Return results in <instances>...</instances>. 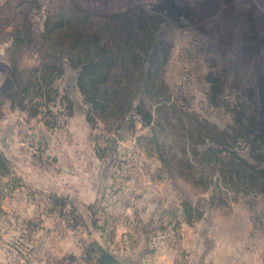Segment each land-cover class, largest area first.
I'll return each mask as SVG.
<instances>
[{
	"label": "rangeland",
	"instance_id": "obj_1",
	"mask_svg": "<svg viewBox=\"0 0 264 264\" xmlns=\"http://www.w3.org/2000/svg\"><path fill=\"white\" fill-rule=\"evenodd\" d=\"M22 1L0 8V264H264V0Z\"/></svg>",
	"mask_w": 264,
	"mask_h": 264
},
{
	"label": "trees",
	"instance_id": "obj_2",
	"mask_svg": "<svg viewBox=\"0 0 264 264\" xmlns=\"http://www.w3.org/2000/svg\"><path fill=\"white\" fill-rule=\"evenodd\" d=\"M29 3H30L29 1L23 0L20 5H23V7H24L23 9H28V6H30ZM94 82H97V80L96 81L92 80V81L89 82V84L91 86H93L94 89L95 88L98 89L97 88V84H95ZM106 89H108L110 92H114V91H116L114 89H117V88L115 86H113V84H110L109 83V84H107ZM113 98L114 97L110 96V98L108 97L107 100L113 99ZM107 103H105L101 99H97V100L92 99V105H93V107L96 108V106H97V109H99L100 111L101 110L102 111H105V108L107 106ZM143 117H144L143 118V123L144 124L149 123L150 118H151V115L149 114V112H144ZM155 134L156 133L153 132V136L151 138L152 141H153L152 144L153 145L155 144V146H156L155 149L157 150V152H160V148L161 147L158 144V139H157L158 137L156 138ZM158 155L161 158V160L163 162H165L164 155L163 154H160V153ZM181 207H182L181 210H182V212H183V214L185 216H188L189 218H191L193 216V214H194V208L192 207V205L190 203L183 202ZM97 264H117V256L115 254H113L111 251H109L106 246L104 247L103 245L97 243Z\"/></svg>",
	"mask_w": 264,
	"mask_h": 264
},
{
	"label": "crops",
	"instance_id": "obj_3",
	"mask_svg": "<svg viewBox=\"0 0 264 264\" xmlns=\"http://www.w3.org/2000/svg\"><path fill=\"white\" fill-rule=\"evenodd\" d=\"M11 0H0V8H6V7H8L9 5H7L6 6V4L8 3V2H10ZM12 3V2H11ZM10 3V4H11ZM21 5H19V6H17V8L16 9H18L19 7H20ZM80 128H81V132H83V126H80ZM74 129H75V126H74ZM77 133H78V131L77 130H75ZM82 141H84V139H82L81 141H79V142H73V145L74 146H77V144H79V143H81ZM85 142V141H84ZM76 144V145H75ZM98 175L99 176H101L102 174H101V170H99V173H98ZM223 255H224V253H223ZM230 254L229 253H227V254H225L223 257H220V256H218V257H216V260H217V263L218 264H222L223 262H225V260L227 259V257L229 256ZM166 256L165 255H162L161 256V260H164V261H161V262H159L158 264H162V263H164V264H166V258H165ZM220 259H222L221 261H220Z\"/></svg>",
	"mask_w": 264,
	"mask_h": 264
},
{
	"label": "water",
	"instance_id": "obj_4",
	"mask_svg": "<svg viewBox=\"0 0 264 264\" xmlns=\"http://www.w3.org/2000/svg\"><path fill=\"white\" fill-rule=\"evenodd\" d=\"M187 1H188V0H182V5H183L182 9H184V10L187 9V10L190 11L191 8L188 6V2H189V1H188V2H187ZM175 3H176V2H174V5H175ZM189 11H188V12H189ZM193 14L196 15L195 12H194Z\"/></svg>",
	"mask_w": 264,
	"mask_h": 264
}]
</instances>
